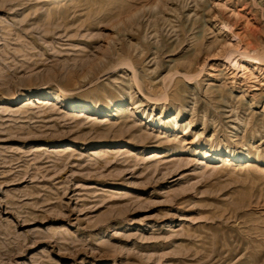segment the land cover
Instances as JSON below:
<instances>
[{"label": "rangeland", "instance_id": "1", "mask_svg": "<svg viewBox=\"0 0 264 264\" xmlns=\"http://www.w3.org/2000/svg\"><path fill=\"white\" fill-rule=\"evenodd\" d=\"M0 264H264V0H0Z\"/></svg>", "mask_w": 264, "mask_h": 264}, {"label": "bare ground", "instance_id": "2", "mask_svg": "<svg viewBox=\"0 0 264 264\" xmlns=\"http://www.w3.org/2000/svg\"><path fill=\"white\" fill-rule=\"evenodd\" d=\"M235 67H236V66H235ZM45 91H46V89H45ZM50 92H51V91H50ZM47 93H48V92H47ZM60 98H61V97H60ZM60 100H61V99H60ZM135 107H137V106H135ZM147 122L149 123V122H150V120L148 119V120H147Z\"/></svg>", "mask_w": 264, "mask_h": 264}]
</instances>
